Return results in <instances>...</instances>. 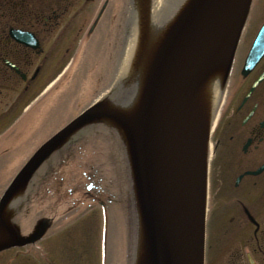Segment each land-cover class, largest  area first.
Wrapping results in <instances>:
<instances>
[{"label": "water", "instance_id": "1", "mask_svg": "<svg viewBox=\"0 0 264 264\" xmlns=\"http://www.w3.org/2000/svg\"><path fill=\"white\" fill-rule=\"evenodd\" d=\"M250 3L251 0H194L171 31L152 67L140 120L127 122L116 111L119 106L109 95L90 104L43 142L23 164L0 197V217L13 195L25 188L36 169L56 148L82 126L101 121L122 132L132 171L133 165L137 167L136 174L133 171L139 191L137 199L147 223L146 241L152 245L153 252L149 263L204 264L208 121L204 91L199 96L197 87L216 70L223 75L228 72ZM263 54L264 23L248 51L243 71L251 70ZM127 80L119 82L111 93L120 96ZM193 116L199 127L194 123L191 130L179 128L187 120H194ZM173 135L178 139L176 142ZM183 144L187 150L184 159L188 163L192 157L194 163L187 164L190 183L184 181L177 158ZM1 224L13 239L0 249L34 240V237L19 240L14 229Z\"/></svg>", "mask_w": 264, "mask_h": 264}, {"label": "flooded vegetation", "instance_id": "2", "mask_svg": "<svg viewBox=\"0 0 264 264\" xmlns=\"http://www.w3.org/2000/svg\"><path fill=\"white\" fill-rule=\"evenodd\" d=\"M114 2L0 0V124L8 113L9 90L20 89L23 93L41 81L47 84L55 69L63 65L71 43L92 17L94 11L89 10L97 6L95 10L98 9V14L102 9V16ZM96 17L91 26L96 24ZM15 31L28 33L31 36L28 44L19 41L13 35ZM241 57L243 60L245 50L238 52L211 135L209 185L219 219L229 212L231 222L236 216L232 213L240 214L248 230L236 240L249 249L234 247L232 235L225 241V244L229 242V251L224 263L250 264V254L254 264H264V76L255 84L264 73V56L246 75L241 74L238 66ZM68 261L66 254L65 259L48 264H69ZM0 264L19 262L5 253Z\"/></svg>", "mask_w": 264, "mask_h": 264}, {"label": "rangeland", "instance_id": "3", "mask_svg": "<svg viewBox=\"0 0 264 264\" xmlns=\"http://www.w3.org/2000/svg\"><path fill=\"white\" fill-rule=\"evenodd\" d=\"M96 7L97 6H94V8L89 11H95ZM90 14L91 13H89V15ZM116 18L117 17H115L114 21H117ZM263 20L264 0H252L249 15L246 21L244 39H242V41L244 40V42H242V50H244L246 45L250 42L256 28ZM118 22L117 33L108 41V43L106 40L109 36V30L106 25H101L100 30H98L95 36L92 37L94 40H92L90 44L86 42L77 44V46H75L74 43L72 44L70 53L74 56L78 52V60L75 62V65L71 66L69 75L62 81L60 86L52 92L57 93V95L56 97L53 95L51 97L52 99L49 100L52 101L53 98L55 100L53 102L55 104H52L51 108L48 107L46 110L40 111L39 105L37 107L33 106L37 102L36 100L30 102L39 89H33L31 92L20 98L15 105H11L9 111L13 110V112L10 116H8V119L0 128V132H2L4 128H9L16 119L19 120L17 117L20 116L23 107L27 103H31L28 109L33 106L35 111L32 112L31 110L29 113L30 118L23 132H17L23 125L20 123L15 129H11L12 131H9V133L4 135L3 140H6V138L10 135H14L16 139L5 153L3 171L0 164V170L2 171H0V175H9L17 169L25 157L31 154L38 145H40L45 139L55 133L78 114L79 109L95 96V93L92 95L94 90H99L100 87L104 86L105 83L108 82V74L106 72L104 78H100L99 83L97 82L98 84H96L94 76L102 68H98L97 71L96 63L98 62L99 65L103 66V71L107 69L109 52L103 47L106 46V48L110 50L113 42L115 47L120 31L121 36L123 37L125 31L124 17L121 18L120 16L118 18ZM105 60L107 65H104ZM58 70L59 68L55 71ZM95 70L96 73L94 72ZM111 76H113V73ZM74 78H77V81H75ZM80 84H83V86L78 87ZM18 92V89L8 92L7 102L9 106L16 98ZM74 92H76V94H74ZM7 134L9 135L7 136ZM114 136L115 143L118 138H121L120 140L122 141L120 134L117 136L114 132ZM85 144L87 145L79 147V151L82 152L83 155L82 159L77 158L75 161L73 171L75 172L80 163H85L83 159L88 161L89 158H91L93 162L96 156L97 161H100L102 160L101 158H103L104 165L102 169H100V171L103 172H100L103 176V180L99 181V186L103 185V187H109L108 185H110V181L113 182L112 180L114 179V176L112 175L108 162L110 161V155L115 152V150H113L114 146L110 145V140L106 136L100 137L98 135H94L88 139ZM95 152H97V155L94 157L93 153ZM120 152L121 155L123 154L122 157L124 158L127 167V172L124 175L125 184L121 191H118L116 187V190H106V188H104L105 193L103 194H106V198L104 200L110 202L108 204L107 202L105 203V213L102 212L103 209L101 208L100 203L94 199L78 201L76 203L73 202L74 200H77L79 196V192H75L74 194V191L77 190L75 189L76 182L71 181L69 172L63 174L61 178L58 179V183L53 187L54 189L50 199L63 201L65 198H69L71 196V201L64 207L67 208L68 212L77 209V214L70 216L68 219L64 218L62 223L60 222L58 224L51 225L52 228L49 230L48 236L39 240V245L42 251L45 253L47 252L48 256L50 254V260H47V258H39L38 254L35 255L34 247L33 249L30 246H25L23 252H27V255H25V258L19 259L18 262L23 264H48L49 261L56 262L60 261V258L65 259L67 254L68 260H71L70 264H132V242L134 235L136 236V229L138 227L140 215L138 212L136 198L134 196L133 181L130 173L128 172L129 157L126 148L124 149L121 146ZM93 164H95V162H93ZM82 165H86V163ZM106 180L110 181L107 182ZM80 182L84 184L86 181L84 179ZM81 187L85 189L84 185H81ZM40 202L41 201H39V203ZM85 202L88 203L84 204ZM41 203H45V201H42ZM37 207L38 206L34 208ZM232 214L233 216H236L230 223L228 222L231 217L230 213L226 212L223 214L224 222L225 224L227 223V231L223 236L219 233V237H215L218 245V248L214 251L215 256H213L212 248H209V239L207 240L206 264H225L224 262L228 257L229 251V242L225 244V241H228L227 238L231 235L233 237L232 242L234 247L242 246L241 242L238 243L236 239L239 235L247 234L248 230L246 231L245 229L246 225L243 223L244 221L241 218V215H237L236 213ZM215 218V214L210 213L209 227L211 230L214 226ZM23 220V230L21 235L22 237H26L31 234L35 225L29 223L25 214H23ZM36 228H38V226ZM52 244L58 255H54L53 250H48L49 246ZM242 248L245 250L248 247L242 246ZM12 253L16 256L15 252ZM13 254H10L8 258H13Z\"/></svg>", "mask_w": 264, "mask_h": 264}, {"label": "bare ground", "instance_id": "4", "mask_svg": "<svg viewBox=\"0 0 264 264\" xmlns=\"http://www.w3.org/2000/svg\"><path fill=\"white\" fill-rule=\"evenodd\" d=\"M134 2L135 5L133 3L128 13L124 45L112 80V84L116 87L117 80L120 79V81H123L128 78V82L133 75L130 85L133 86L134 84L135 89L132 90V94L129 96L127 93V97L124 96V98H121L122 101H120L119 96L115 97L117 106H119L116 107L118 108L116 111L123 114V118L127 122L130 120L132 123L140 120L141 116L144 114L143 100L153 65L156 63L171 31L175 25L179 23L182 16L186 15L189 11L194 0H134ZM218 68L220 69V67ZM216 72L217 70L208 74L200 81L199 86L197 87V94L199 96H201L203 91L205 93L210 90V78L211 76L217 75ZM220 73L222 74V72ZM219 78H221V75ZM115 87H113L112 90H115ZM131 109L133 110L132 114L130 112ZM193 118L194 120H187L184 125L180 124L179 128L191 130L194 123L195 125L197 123V126L199 127L198 120L195 121V116H193ZM177 133L178 136H180L179 130ZM131 137L132 136H129L128 138ZM176 140L178 139L174 136L173 141L176 142ZM179 149H183V151H181L183 156L178 154L177 158L180 161L182 174L185 176L184 181L190 183L191 173L187 164L194 163L191 160L192 157L188 158V163L187 158L184 159V155L187 153L184 144L183 148ZM136 168L137 167L133 165V171L135 174L137 172ZM187 184L188 183H186V185ZM135 189L138 196V187L136 186ZM13 204L14 201H12L9 206ZM139 212L140 217L138 221L137 235L132 251V264H150L148 260L149 256L153 253L152 245L150 242L146 241L144 228L147 223L142 214V209Z\"/></svg>", "mask_w": 264, "mask_h": 264}, {"label": "trees", "instance_id": "5", "mask_svg": "<svg viewBox=\"0 0 264 264\" xmlns=\"http://www.w3.org/2000/svg\"><path fill=\"white\" fill-rule=\"evenodd\" d=\"M96 127H97V128H91L89 131H84V130H82L81 132H79L78 134H81V136H80V137H79V135L77 136V138L79 137L78 140L81 141L82 138H83V135H84V136L92 135V133H93L94 131H96V133H97L100 137H103V134H107V137L110 136L106 127L101 126V125H98V126H96ZM109 139H111V144H112V138H111V136L109 137ZM113 148H114L113 150H115V147H113Z\"/></svg>", "mask_w": 264, "mask_h": 264}]
</instances>
